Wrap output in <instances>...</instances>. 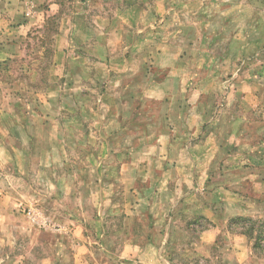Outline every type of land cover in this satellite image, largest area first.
Segmentation results:
<instances>
[{"label": "rangeland", "instance_id": "1", "mask_svg": "<svg viewBox=\"0 0 264 264\" xmlns=\"http://www.w3.org/2000/svg\"><path fill=\"white\" fill-rule=\"evenodd\" d=\"M63 1L62 10L75 23L69 31L73 35L71 51L67 49L75 59L67 61L63 69L53 64L62 21V14L57 13L45 19L46 27H33L20 35L17 53L26 56L10 60L0 76V105L6 102L9 108L7 102H15L20 117L30 112L37 118H58L59 126H45L41 131L47 134L52 126L64 136L53 143L55 156H40L48 163L39 173L24 166L17 173L11 166L0 165V264H83L82 260L90 264L92 254L97 264H264V251L255 252L251 239L241 234L238 226H229L237 216L264 219V0H129L138 10L133 14L130 36L138 39L147 24L156 28L143 32L150 42L146 60H134L131 70L117 77L105 68L100 76L96 61H80L76 53L94 57L86 50L110 39L107 28L95 27L97 8L113 20L125 2ZM147 4L153 9L158 6L164 15L159 28L153 23L157 18L141 13ZM27 5L29 10L35 6L32 0ZM121 23L125 24L117 20L119 26ZM159 36L165 39H157ZM171 37L176 38L175 43L171 40L165 46ZM163 47L165 52H156ZM135 50L140 52L141 45ZM118 63L113 66L115 71L123 68V63ZM80 70L84 77L78 74ZM172 70L182 71L177 74L184 80L190 70L219 76V87L197 94L203 115L208 108L211 112V123L203 125L199 118L192 124L179 117L178 107L184 114L193 110L189 91L156 98L158 94L151 91L153 83L163 81ZM134 71L135 75L127 76ZM125 85L134 86L130 98L134 108ZM149 109L165 111L168 118L175 116L169 125L176 127L177 136L192 137L190 146H200L191 150L193 157H176L174 164L186 166L187 171L168 173L178 181L173 186L175 196H182L181 202L170 207L158 205L162 184L149 197L141 187L129 189L134 174L121 172L126 164L137 166L142 160ZM73 117L85 124L82 141L70 138H77L79 128ZM100 133L102 141L94 138L99 139ZM48 145L45 143L46 149ZM13 176L17 178L12 183L9 179ZM162 177L165 184L168 178ZM183 180H188L190 187ZM177 206L181 214L178 224L183 228L189 225V239L172 243L166 237L163 254L137 251L139 246L161 245L163 236L157 233L171 230ZM203 210L209 217L202 215ZM212 228V236L205 237L203 232ZM129 246L133 248L127 249Z\"/></svg>", "mask_w": 264, "mask_h": 264}, {"label": "crops", "instance_id": "2", "mask_svg": "<svg viewBox=\"0 0 264 264\" xmlns=\"http://www.w3.org/2000/svg\"><path fill=\"white\" fill-rule=\"evenodd\" d=\"M102 4H111L115 0H98ZM28 0H0V76H3V72L5 71V65L12 59L19 57L26 56V54L17 53V50L20 48V41L19 39H22L20 35L26 34L29 30L39 27H46V21L45 19L48 18L51 15L61 13L62 14V21H60V31L59 35L57 36L56 40V54L54 57H52L53 64H57L55 66L62 67L66 65L67 61L75 59V56L71 57V53L67 51L69 46H72L70 43L72 41V34L69 33V31L73 28V25L75 23L74 20H70V15L64 13L63 11V0H32L34 6V12L33 9L29 10V7L27 5ZM121 2H125V7L121 8L120 10H117L115 12L116 17L115 19L111 20V17H109L108 13L103 14L102 11L97 8V13L95 15V27L96 28H107V34L110 35L106 40H101L97 44H93L92 50H86L88 52H91L94 57H90V53H76L77 59H80V61L87 62L88 60H94L97 63V69L99 70V75H102V69H107L108 71H113L117 76H121L123 73H128L131 70V67L133 66L134 60H146L145 54H149V40H147V37L143 34L146 30L155 29V24H147L145 27L141 29V35H139V38L134 40L130 36V31L133 30L132 19L133 14L135 13V7L133 5V2H130L129 0H122ZM91 3V2H90ZM97 3V4H100ZM44 4V6H43ZM89 5V4H88ZM99 7V6H95ZM147 9L143 8L141 13L145 12L146 17H148V14L154 16L158 20H154L153 23L157 24V27L161 26L163 24L164 15L162 16L160 14V8L157 6V8L153 9L150 8L147 4ZM138 12V10H136ZM35 15L36 18H35ZM157 17H156V16ZM130 17V18H129ZM39 18H42L40 20ZM67 18V19H66ZM69 18V19H68ZM124 18V19H122ZM129 18V19H128ZM39 19V21H37ZM66 19V21H65ZM122 20L125 22V24H120V26L117 24V20ZM131 21L128 24V20ZM44 23H43V22ZM65 21V23L63 22ZM35 24V26H34ZM72 26L70 27V25ZM69 25V26H68ZM70 27V28H69ZM76 27V26H75ZM139 32V33H140ZM104 33V32H100ZM103 36L102 34H99ZM86 37V41L88 37ZM174 37V36H173ZM171 37L167 39L163 44L165 46H168L172 42L175 43V39ZM163 38V39H161ZM129 39V40H128ZM159 40H164L165 37L159 36L157 38ZM140 41V42H139ZM172 43V44H173ZM123 46L121 49L115 48V45ZM161 44V43H159ZM141 45V51H137L136 46ZM71 48V47H70ZM160 50H157L156 52H165L167 50L166 47L159 48ZM71 51V49H68ZM120 51V52H119ZM140 54V55H139ZM30 56V55H29ZM22 59V58H21ZM26 60V59H25ZM115 61V64L113 65V62ZM118 62L123 63L121 70H114L113 66L117 64ZM29 71L35 72L36 69H30L28 67ZM53 69V68H52ZM117 69V68H116ZM194 70L189 71V75H187L188 79H180L182 71L172 70V72L167 75H165V78H163V81L160 82H154L152 88V92L158 94L156 97L157 99H160L163 97V95L178 92L180 93H187L189 91L191 99L189 100L192 102V106L190 110V114L185 110V114L183 112V109L181 107H178L179 109V117L185 121H189L192 124H196L198 122V119H202L201 123L203 125L207 123L212 122V116L211 112H208L209 108L206 110V114L203 115L202 109L198 105V93H207L209 89L214 85H221V80L219 79V76H216L215 73L208 74L205 76V74L202 71L193 72ZM137 71H134L131 74H128V77H132L135 75ZM80 76L84 77V73L81 72L78 73ZM141 74V73H140ZM78 75V76H79ZM98 75V76H99ZM183 76V74H182ZM205 76V78H204ZM211 77H214V79H211ZM217 77V79H216ZM174 79L173 84L170 80ZM119 84H116L117 86ZM142 86L144 83L141 84ZM152 85V84H151ZM13 86L11 85H8ZM70 86V85H69ZM69 86L65 87L66 91H70ZM148 87L149 85H144ZM79 88V86H76ZM150 88V87H148ZM75 89V88H73ZM143 90V88H141ZM148 91L150 89H147ZM125 91L126 93H129V100L132 97V94L134 92V86L125 85ZM140 91V90H138ZM196 98H192L195 97ZM153 97V96H150ZM186 98V97H185ZM163 99V98H162ZM189 103V102H188ZM188 103L187 105L188 107ZM143 104V103H142ZM9 108H6V102L1 103L0 105V165L5 166H11L15 172L19 173L21 171L22 166H24L27 171L31 173H39L41 172V166L46 167L48 160L41 159L40 156H43L46 158L48 155H53L56 152V148L53 147V143L57 141L64 140V136L59 133H55L52 129V126L48 127L49 132L47 134L43 133L41 130L45 126L53 125V126H59L60 125V119L55 117H41L37 118L30 115V112H27L26 115H23L20 117V113L17 110L16 111V104L15 102L12 104H8ZM131 108L135 107L134 102L132 100L130 101ZM3 106V107H2ZM29 108V106H27ZM187 107H183L184 109H187ZM151 113V114H150ZM150 114V115H149ZM148 119L145 120V141L146 145L143 146V148L140 150L142 160L138 162L137 166H130L129 164H124V168L121 170V172L133 173V177L130 178L131 186H128L129 189H139L141 187L144 192H147L149 194V197H152V194H154V191L158 190L161 186H163L160 190L161 197L159 198V204H164L168 207H170L171 204H173L175 201L181 202V198L178 199L175 196L173 186L174 182H178L175 180L176 178H173L174 176H170L168 173H172L175 169L180 172L187 171L186 166H177L174 164V161L177 160L176 157H183V156H191L193 157L194 154L191 152V150L196 151V149H199L200 146L194 145V147L190 146V140H194V138L187 136L184 139L181 137H178L176 134V127L172 128L169 124L171 122H175V116H169L165 111L158 110L154 111L152 109H149L148 111ZM170 115V114H169ZM76 119V120H75ZM72 121H76L78 128V134L77 138L74 135H70L71 139H77V141H82L84 137L86 136L84 130H85V124L82 119L79 117L75 118L73 117L71 119ZM172 120V121H171ZM38 121V124L36 122ZM48 121V122H47ZM72 121L69 123L71 124ZM171 121V122H169ZM182 120L180 121V123ZM199 124V125H202ZM35 126L32 129V126ZM175 125V124H174ZM198 126V124H197ZM173 131V134L172 132ZM81 133V134H80ZM179 133V132H178ZM186 133V132H185ZM48 135V136H47ZM206 137V140H208L207 133L204 134ZM68 140L69 135H66ZM95 139L98 141H102L103 137L102 134H99V139L94 136ZM186 142V143H185ZM45 143H49L48 149L45 147ZM80 150L84 149V147L78 146ZM203 147V146H201ZM99 150V149H98ZM60 151V150H59ZM63 151V149H62ZM65 152V151H63ZM131 152V151H130ZM62 153V152H61ZM79 153V152H78ZM47 154V155H46ZM81 154V153H80ZM63 155V154H62ZM208 157V153L206 155ZM210 156V155H209ZM58 157V156H57ZM127 163H129V158L126 159ZM172 162V163H171ZM50 165V164H49ZM67 165V164H66ZM10 167V168H11ZM18 167V168H17ZM167 176L166 183H161L163 181L162 175ZM182 174V173H179ZM16 176L10 177L9 180L15 182ZM182 179V176H181ZM139 180L142 182L141 184H138ZM85 183V182H84ZM146 183V184H145ZM184 185L187 187H190L188 180H183ZM92 185V184H91ZM97 187H99L98 195L100 196V181H98V184H96ZM67 187H69L67 182ZM127 186V185H126ZM166 187V188H165ZM147 189V190H146ZM169 189L173 190L172 193H168L163 190ZM167 195V196H164ZM95 197V195H94ZM177 199V200H176ZM98 204L101 207V196L99 197ZM190 198L185 199V201H189ZM182 204V203H181ZM180 204V205H181ZM154 205H156L154 203ZM185 205V204H184ZM100 209L98 211V215H100ZM179 210L177 206V210L175 211V217L176 219L172 220L173 223L171 224V230L161 233L158 231L157 234L159 236H163V239L161 241V245H143L139 246L138 250L135 249L134 251H141L145 253H154L158 252L159 254H163L166 250V246L164 244V241L166 240V237L168 239H172V243L177 241L176 243H185L187 239H189V225L187 228L180 227L178 224V214L177 211ZM205 217H209L208 212H205L203 210L202 212ZM101 216V215H100ZM177 216V217H176ZM178 224V225H177ZM160 228V226L158 225ZM155 228L157 230L162 231L159 228ZM212 229H208L205 232H203V235L205 237L212 236ZM158 236V235H157ZM159 237H157L158 240ZM160 239V238H159ZM137 247V246H136ZM133 247H127V249H132ZM95 259V256L90 257L91 262L90 264H97V261H93ZM145 264L146 262H149L148 264H161L160 262H154V261H143ZM82 263L84 264L83 260ZM127 264H131L128 262ZM164 264H172L170 262H164Z\"/></svg>", "mask_w": 264, "mask_h": 264}, {"label": "trees", "instance_id": "3", "mask_svg": "<svg viewBox=\"0 0 264 264\" xmlns=\"http://www.w3.org/2000/svg\"><path fill=\"white\" fill-rule=\"evenodd\" d=\"M229 226H238V231L251 239L255 252L264 251V219L237 216L231 219Z\"/></svg>", "mask_w": 264, "mask_h": 264}]
</instances>
